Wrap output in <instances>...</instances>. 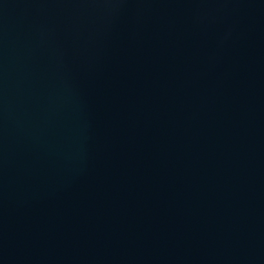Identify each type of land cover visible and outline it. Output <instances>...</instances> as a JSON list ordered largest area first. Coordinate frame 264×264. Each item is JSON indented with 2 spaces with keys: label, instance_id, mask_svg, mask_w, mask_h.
Listing matches in <instances>:
<instances>
[{
  "label": "water",
  "instance_id": "95a60500",
  "mask_svg": "<svg viewBox=\"0 0 264 264\" xmlns=\"http://www.w3.org/2000/svg\"><path fill=\"white\" fill-rule=\"evenodd\" d=\"M0 264H264V0H0Z\"/></svg>",
  "mask_w": 264,
  "mask_h": 264
}]
</instances>
